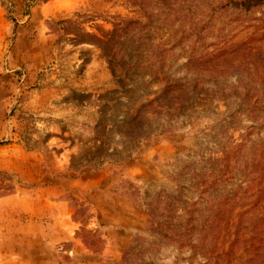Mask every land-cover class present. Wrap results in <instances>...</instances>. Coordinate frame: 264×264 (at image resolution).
<instances>
[{
	"label": "rangeland",
	"instance_id": "1",
	"mask_svg": "<svg viewBox=\"0 0 264 264\" xmlns=\"http://www.w3.org/2000/svg\"><path fill=\"white\" fill-rule=\"evenodd\" d=\"M0 264H264V0H0Z\"/></svg>",
	"mask_w": 264,
	"mask_h": 264
}]
</instances>
